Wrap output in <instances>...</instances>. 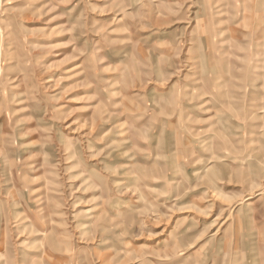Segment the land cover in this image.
<instances>
[{
	"label": "rangeland",
	"instance_id": "374dc122",
	"mask_svg": "<svg viewBox=\"0 0 264 264\" xmlns=\"http://www.w3.org/2000/svg\"><path fill=\"white\" fill-rule=\"evenodd\" d=\"M263 2L0 0V264H264Z\"/></svg>",
	"mask_w": 264,
	"mask_h": 264
},
{
	"label": "bare ground",
	"instance_id": "6f19581e",
	"mask_svg": "<svg viewBox=\"0 0 264 264\" xmlns=\"http://www.w3.org/2000/svg\"><path fill=\"white\" fill-rule=\"evenodd\" d=\"M253 16L258 21V23L261 25L259 27V29H256V31L260 32L261 36L262 35L264 36V32H263L264 31V2L262 4H260V7L255 11V14ZM246 19L249 20V18H245V20ZM250 19H251V17H250ZM247 24H248V22H247ZM260 108H261V110L259 112H264V110H262L264 107L261 106Z\"/></svg>",
	"mask_w": 264,
	"mask_h": 264
}]
</instances>
